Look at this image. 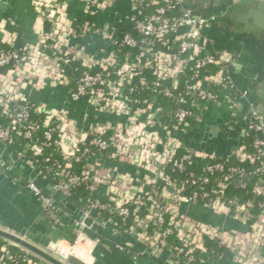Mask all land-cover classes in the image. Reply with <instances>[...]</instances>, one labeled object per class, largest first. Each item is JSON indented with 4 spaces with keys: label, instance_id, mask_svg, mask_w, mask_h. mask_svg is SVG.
Returning <instances> with one entry per match:
<instances>
[{
    "label": "built area",
    "instance_id": "built-area-1",
    "mask_svg": "<svg viewBox=\"0 0 264 264\" xmlns=\"http://www.w3.org/2000/svg\"><path fill=\"white\" fill-rule=\"evenodd\" d=\"M30 1L37 16L50 23L48 30L39 31L37 44L16 48L13 33L7 28L10 20H0V43L7 46L0 50V115L7 119L0 123V145L9 148L22 137L28 141L33 157L48 146L58 149L63 161H56L55 169L45 173L32 158H26L25 150L12 153L64 197L81 188L95 193L104 187L107 200L89 196L74 201L125 239L121 246L135 260L141 252L131 243L133 240L152 253L168 254L176 264L182 253L187 256L184 264H190L195 248L206 252V242L217 241L232 251V263L264 264V118L260 114L253 110L245 115L246 126L232 151L239 164L218 162L207 166L208 174L192 179L195 189L189 192L169 173L170 168L182 170L193 154L216 155L190 149L181 139L194 130L185 133L181 129L188 125L192 106L203 111L198 118L202 122L208 102H224L230 116H235L244 98L231 75L238 54L218 49L212 35L222 19L221 10L201 14L184 6L183 0H129V12H115L112 20L98 26L71 20L67 0ZM116 1L82 0L86 15L105 11ZM124 24L134 31L124 29ZM73 39H85V43H72ZM97 39H108V45L95 48ZM75 62L80 66L74 67ZM209 64L219 65L218 71L201 75ZM80 67L82 73L72 85L70 72ZM224 82L231 83L235 90L226 100L211 88ZM29 84L64 87V106L48 107L33 101L23 92ZM147 93L159 95L164 101H152ZM171 101L178 107L165 111ZM81 103L96 113L112 114L125 121L81 126L70 108ZM246 136L253 138L251 150L244 144ZM181 147L187 150L183 155L178 154ZM110 162L133 165L142 175L132 181ZM77 164L81 165L79 171L75 170ZM24 180L49 204L50 215L58 221L51 200L33 180ZM232 184L247 190L251 184L250 192L256 199L229 196L227 189ZM184 206L202 207L224 222L195 219L183 212ZM104 213L117 215L124 222L132 216L135 226L122 229ZM226 222H237L242 228ZM172 234L180 245L168 252L167 237ZM47 247L93 264L91 245L83 232H78L73 242L60 240ZM0 264L50 263L27 255L19 259L2 244Z\"/></svg>",
    "mask_w": 264,
    "mask_h": 264
},
{
    "label": "water",
    "instance_id": "water-1",
    "mask_svg": "<svg viewBox=\"0 0 264 264\" xmlns=\"http://www.w3.org/2000/svg\"><path fill=\"white\" fill-rule=\"evenodd\" d=\"M183 4L201 14L219 8L222 19L215 24L216 30L230 32L235 37V33L245 29L247 33L261 37L264 41V0H183ZM259 82L264 85V76L259 77ZM241 90L244 92L241 105L236 115L230 116L226 124L210 126L201 123L198 127L199 132L197 131L194 136L192 135L194 131L183 135L181 139L190 149L207 151L206 142L213 137H219L236 142V145L232 146V150H235L241 132L246 126L245 115L254 110L264 118V87L256 91L258 99L252 98L250 88ZM6 155H11L13 161L16 159L8 147L0 154L1 238L22 247L50 264H88L78 256L65 257L47 247L50 242L60 240L73 242L77 233L83 232L91 245L90 255L93 258V264H137L121 248L120 236H114L103 221L90 215L71 200H65L63 203L70 211L66 213L60 203L64 196L55 191L53 186L35 170H30L29 179L33 180L41 188L45 197L56 205L54 210L59 220L55 221L49 213V204L27 187L25 180H18L10 171V164L12 165L13 161ZM47 191H52L56 195L51 196ZM37 231L45 235L42 241L39 240L41 234L35 235Z\"/></svg>",
    "mask_w": 264,
    "mask_h": 264
},
{
    "label": "crops",
    "instance_id": "crops-1",
    "mask_svg": "<svg viewBox=\"0 0 264 264\" xmlns=\"http://www.w3.org/2000/svg\"><path fill=\"white\" fill-rule=\"evenodd\" d=\"M130 9L131 6L129 0H117L112 7L105 11H99L94 15H86L82 0H67L66 2L67 15L71 20L77 23L90 21L98 26H103L106 21L108 22L109 20H112L115 12L127 13ZM2 19L10 20L7 24V28L13 33L14 45L16 48H21L25 45L37 44L39 42V31L43 29L44 22L34 12L30 0H0V20ZM238 32L239 33H235V37L237 39L230 32L218 31L216 29L213 30L212 35L216 39L218 49L236 51L238 54L237 61L233 65L231 73L234 83L240 90H247L248 88L252 89V91H255L252 98L258 99L256 91L261 90L264 87L263 83L259 82V77L264 76V41L261 37L247 33L245 29ZM77 41L85 43V39H73L72 43ZM108 42V39H97L94 47L100 48L101 46H107ZM23 92L35 99L36 102L44 103L48 107L60 108L64 106V102L66 101V89L61 86L52 87L47 85L46 87L40 88L29 84L24 86ZM70 108L73 110L72 115L74 119H76L78 124L81 126H87L90 123L92 124L96 122L104 123L111 121L116 123L125 121L124 118L117 117L112 114L96 113L93 109L88 108L85 103H81L77 107L72 106ZM86 113H89V117L87 118H85ZM230 115V109L226 104L213 106L204 113L202 122H199L196 130H192L194 131L192 135L194 136L197 131L199 132L198 127L201 123L210 126H222L227 123ZM201 144H203V142H201ZM233 145H236V142L230 139L224 140L219 137H213L212 140L207 141L205 144L207 152L215 153L219 156H225L232 152ZM4 149L5 148L0 145V154L3 153ZM6 157L11 158L13 161V157L11 155H6ZM19 162V160L14 159L12 165L10 164V171L15 177L20 179V181H24V179L29 178L30 169L24 165H19ZM110 164L116 165V167L118 165V170L129 175L131 180L133 179L132 181H136V179L142 175L141 172H138V168L133 165L125 163L119 164L116 162H110ZM47 192H49L51 196L56 195V193H53L52 191ZM60 203L63 205L65 212L69 213L70 211L63 204L64 201L61 200ZM183 212L195 219L205 222H224L222 217H217L209 210L202 207L184 206ZM226 223L236 228H242V226L237 222ZM108 229L114 234V236L117 235L116 232L114 233L113 229L110 227H108ZM12 231L16 233V231ZM38 234H41V237L39 236V240L42 241L45 235L40 231L35 232V235L38 236ZM131 243H133L136 246V249L141 252L138 259H134L137 264H176L166 253H152L144 245L134 240ZM121 248L124 249L131 258H133V254H131L124 245L121 246ZM215 264L235 263L218 261Z\"/></svg>",
    "mask_w": 264,
    "mask_h": 264
},
{
    "label": "trees",
    "instance_id": "trees-1",
    "mask_svg": "<svg viewBox=\"0 0 264 264\" xmlns=\"http://www.w3.org/2000/svg\"><path fill=\"white\" fill-rule=\"evenodd\" d=\"M49 27H50V23L44 22L43 28L48 30ZM124 29L134 31L131 27L127 26L126 24H124ZM6 48H7L6 44L0 43V50L6 49ZM79 66H80V64H78L76 62L74 63V67H79ZM218 69H219V65L209 64L204 69H202L201 75L216 73L218 71ZM81 73H82V67H80L79 70H72L70 72L71 77H72V85L74 84V82H76V80L79 78ZM211 88H213V90L218 94L219 98H224L225 100L228 96L235 94V90L233 89L231 83H229V82H224L222 84L212 85ZM146 96L150 100L155 101V102L156 101H164V99L161 96L156 95V94L147 93ZM33 101H36V100L33 99ZM221 104H224V102L219 103V105H221ZM207 105H208L209 109H211L213 106H215V105H213V102H208ZM177 107H178V105L174 101H171L167 105H165V111H167V110L173 111ZM192 111H193V114L188 119V125L181 126L182 131L185 133H188L189 131H191L192 129H195L199 125L198 118L201 117V115L203 113V111L201 109H199L197 105L192 106ZM162 121L165 122V120H162ZM6 122H7V119H5L4 117H2L0 115V123H6ZM252 142H253V138L251 136H246V138L244 139V144H246L248 150L252 149ZM27 143H28V141L26 139L19 137L17 139V143L15 145H10L9 148L12 152H15V153H17L18 151H21V150H25L26 155H27L26 158L27 159L32 158L35 161L36 166L41 171H43L44 173L47 170H50L51 168L55 169L54 164L56 161H63L61 152L58 149H56L54 146L46 147L41 155L33 157L31 155L32 154L31 151L28 150ZM97 152L99 153L98 150H97ZM186 152H187L186 148L181 147L178 151V154L183 155ZM218 162H225L226 164H239L238 161L236 160V155L234 152H230L225 156L215 155L213 157H210V156L198 157V156H195L193 154V155H191L190 161L188 160L185 162L184 168L182 170H176V169L170 168L169 173L172 176V178L176 181V183L186 185L187 192H189V191H192L195 189L194 185L191 184L192 179L199 178L203 175L208 174L207 166L218 163ZM19 163H20L19 165H23L21 161ZM80 167H81V165L77 164L75 170L79 171ZM215 175H218V174H215ZM235 184L236 183H234V185ZM234 185L232 184L227 189V194L229 196H239L242 199H248V198L256 199L254 196L251 195V192H250L251 184L248 186V190L247 189H241L239 187L238 188L234 187ZM247 191H248V194H247ZM89 196H93V197L100 196L101 198H103V200H107V197L104 193V187H101L99 189V191L95 192V193H90L89 191H86L84 188L78 189L73 193V195L71 197H64L62 199V201L69 200V199L76 201L77 199H80V198L86 199ZM142 211H141V213L144 212V211L143 212ZM104 215L106 217L112 218L114 221H116L122 229L135 226V223L132 220V216H130L124 222V221H122L121 217H119L117 215H113V217L110 216L109 213H104ZM166 218L168 220V216ZM58 220H59V218H58ZM122 241H125V239H122ZM2 244L8 245L9 249L19 259H22L23 256L27 255L34 260H38V261L46 263L45 260L36 256L35 254L23 249L20 246H17L14 244L10 245L7 240L0 237V245H2ZM178 245H180V241L178 240V238L176 237L175 234L169 235L167 237L166 250L168 252H173L174 247L178 246ZM205 248H206V252H202L201 249L195 248V251L193 253L194 258L190 262V264H206V263L207 264H215L218 261L232 262V257H233L232 251L225 246L219 245L217 241L206 242ZM202 258L204 259V261L200 260ZM178 259L180 261L179 264H184V261L187 259V256L185 253H182L181 255L178 256Z\"/></svg>",
    "mask_w": 264,
    "mask_h": 264
},
{
    "label": "flooded vegetation",
    "instance_id": "flooded-vegetation-1",
    "mask_svg": "<svg viewBox=\"0 0 264 264\" xmlns=\"http://www.w3.org/2000/svg\"><path fill=\"white\" fill-rule=\"evenodd\" d=\"M249 92H250V95L253 96V93H254L255 91H252V89H250Z\"/></svg>",
    "mask_w": 264,
    "mask_h": 264
}]
</instances>
